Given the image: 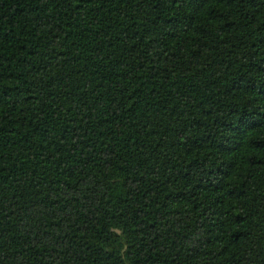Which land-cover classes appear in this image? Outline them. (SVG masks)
<instances>
[{
  "label": "trees",
  "instance_id": "1",
  "mask_svg": "<svg viewBox=\"0 0 264 264\" xmlns=\"http://www.w3.org/2000/svg\"><path fill=\"white\" fill-rule=\"evenodd\" d=\"M0 264H264V0H0Z\"/></svg>",
  "mask_w": 264,
  "mask_h": 264
}]
</instances>
